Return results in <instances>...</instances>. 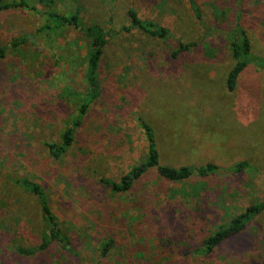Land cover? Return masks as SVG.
<instances>
[{
    "label": "rangeland",
    "instance_id": "1",
    "mask_svg": "<svg viewBox=\"0 0 264 264\" xmlns=\"http://www.w3.org/2000/svg\"><path fill=\"white\" fill-rule=\"evenodd\" d=\"M27 1L36 12L0 9V47L32 37L0 61V264H264V212L211 254L195 253L264 201V73L252 65L228 87V44L240 30L264 58V0ZM131 9L169 35L133 29ZM48 12H79L107 37L100 97L60 159L48 145L61 142L86 99L89 43L73 29L38 34ZM181 44L194 46L175 55ZM141 120L165 165L211 163L218 172L169 181L150 170L132 190L114 192L101 179L119 181L147 157ZM23 179L44 189L70 251H37L41 212Z\"/></svg>",
    "mask_w": 264,
    "mask_h": 264
},
{
    "label": "trees",
    "instance_id": "2",
    "mask_svg": "<svg viewBox=\"0 0 264 264\" xmlns=\"http://www.w3.org/2000/svg\"><path fill=\"white\" fill-rule=\"evenodd\" d=\"M12 8H26L36 12V7L30 5L27 0H12V2L0 5L1 10H8ZM128 14L131 20V27H133V29L144 31L153 37L165 38L169 35V31L165 27L152 22L141 21L136 11L133 9L129 10ZM45 18L47 23L43 25L38 34H42L43 32L47 33L51 30L60 31L73 29L81 32L89 43V50L86 59L87 66L85 70V79L89 89L86 94V99L81 105L78 115L72 121V125L70 124V126L62 134L61 142L48 145L51 155L56 159H60L73 146L77 132L82 126L84 119L91 109V106L100 97L99 67L104 50L107 46V37L99 26L83 25L79 12L70 16L62 15L57 12H48L45 15ZM238 27H241V25ZM239 32L240 38L228 44L234 62L228 76V87L230 90H234L236 88L240 76L252 65L257 66L264 73V58L255 55L248 33L243 29ZM31 38L32 37L29 35H24L21 38L15 39L10 46L0 47V61L2 58H5L9 48L17 50L29 42ZM191 46L194 45L181 44L179 49L175 52V55L188 50ZM141 121L147 143V157L141 163L132 167L119 181L101 179V181L110 187L114 192L126 193L132 190L136 182L141 180L150 170L157 171L159 176L169 181H185L194 176L205 178L215 175L218 172L219 168L211 163L195 167L182 166L179 168L165 165L161 160L162 158L158 150V145L152 127L145 121ZM245 166V163H242L236 169L243 171ZM19 183L21 188L27 193L35 196L39 203L43 233L41 245L37 251H46L54 244H59L64 250L70 251L71 243L68 237L63 233L57 217L51 210L47 195L42 186L30 179H23ZM263 212L264 201L248 207L243 213L233 218L229 224L222 226L215 234L206 239L203 247L197 249L195 253L198 255L211 254L214 249L224 242L238 236L242 232H245V230L252 225L255 219ZM113 247V240L106 242L102 246L101 252L104 259L110 255ZM21 252L26 255H32L35 251L23 249Z\"/></svg>",
    "mask_w": 264,
    "mask_h": 264
}]
</instances>
